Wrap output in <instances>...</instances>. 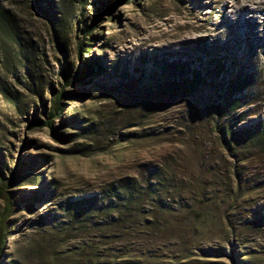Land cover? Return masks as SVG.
<instances>
[{"label": "rangeland", "instance_id": "rangeland-1", "mask_svg": "<svg viewBox=\"0 0 264 264\" xmlns=\"http://www.w3.org/2000/svg\"><path fill=\"white\" fill-rule=\"evenodd\" d=\"M113 1L0 0V264H264V0ZM169 64L187 93L143 107ZM125 178L159 197L72 218Z\"/></svg>", "mask_w": 264, "mask_h": 264}, {"label": "trees", "instance_id": "trees-1", "mask_svg": "<svg viewBox=\"0 0 264 264\" xmlns=\"http://www.w3.org/2000/svg\"><path fill=\"white\" fill-rule=\"evenodd\" d=\"M115 1V2H114ZM114 5L118 3L119 1L123 0H114ZM113 3H108L102 6L101 10L99 11V14L101 13H107L112 11L113 9ZM43 15L47 16L49 14L48 11H43ZM11 24V17L8 13L5 11L0 10V37L4 40V36L10 41H12V30L10 28ZM91 39V38H90ZM87 39V40H90ZM84 46V47H83ZM88 44L80 46V51H83L88 49ZM186 67V66H184ZM166 69H170V71L160 70V73L157 74L155 77L153 83L155 82L156 86L153 89V86L151 83L148 87L142 86L139 87L138 90H135L136 92L135 98H140V102H142L143 107H148V103L151 99H154V93L155 90L158 92V94L163 95L164 97L171 98L172 95L177 96H184L187 93V89H182L181 85H184L188 81L187 72L188 68L185 70L183 66L175 65V64H169ZM89 73H94L91 69L89 70ZM169 72V73H168ZM193 80L191 83L193 84V87L197 86L199 84L198 75L193 70ZM64 83L66 85L75 82L82 81V76L79 72H75L74 74L67 76L65 73L63 74ZM122 89V87H120ZM114 91L119 89L116 87H113ZM132 90V89H131ZM36 91V90H34ZM4 94V92H2ZM177 93V95H176ZM64 93L62 91L57 92L53 97V103L52 108L53 112L49 115L48 119L44 122L33 119L32 123H37L38 125H51L52 117L56 115L57 112L61 110V104L60 100ZM151 103V102H150ZM149 103V104H150ZM148 105V106H147ZM151 106V105H150ZM244 140L248 141L249 144L255 146V148H264V124L259 126L257 129H255L252 132H248L244 136ZM242 141V139H241ZM158 192V191H157ZM156 192V188L153 187V185L146 183V185L138 183L133 178H125L122 179L119 183L118 187H113L110 192H106L99 195H96L89 201L88 203H83L80 201V203H75L71 205L70 211L72 213V218L74 220H81L82 218L86 217V220L91 218L93 215H109V222L108 225H115V223L120 219L116 214L120 215L122 212H124V209L127 211H130L131 213L133 211H142L143 207L145 205L149 204L150 201H152V198L159 197L158 193ZM117 200L116 202L111 201V199ZM106 201L103 202L102 201ZM118 200H122L123 203H118ZM84 201V200H82ZM127 204V207L124 206ZM10 203L9 198H6V207H5V214L0 219V241L1 237L4 233V230L6 228V220L7 216L10 214ZM114 215V216H113ZM82 218H81V217ZM91 216V217H90ZM262 221L259 216L257 217V220ZM96 226H106L105 223L97 222ZM120 264H131L129 261L121 262Z\"/></svg>", "mask_w": 264, "mask_h": 264}]
</instances>
